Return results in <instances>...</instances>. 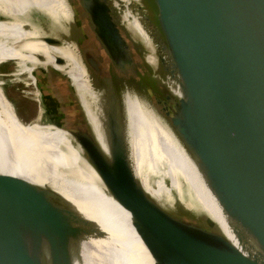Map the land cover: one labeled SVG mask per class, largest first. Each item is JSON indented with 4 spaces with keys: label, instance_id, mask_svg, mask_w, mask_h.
<instances>
[{
    "label": "water",
    "instance_id": "water-1",
    "mask_svg": "<svg viewBox=\"0 0 264 264\" xmlns=\"http://www.w3.org/2000/svg\"><path fill=\"white\" fill-rule=\"evenodd\" d=\"M115 1L147 18L146 28L136 17L156 44L155 62L128 43L110 0H64L85 37L86 52L75 56L97 95L105 152L67 74L51 66L33 70L45 113L129 213L154 264H264V0H146L147 8ZM39 37L50 47L67 44ZM113 82L131 89L118 92ZM128 97L157 113L185 146L241 252L211 220L174 215L144 191L130 158ZM91 233L103 234L50 188L0 173V264H73L72 247Z\"/></svg>",
    "mask_w": 264,
    "mask_h": 264
},
{
    "label": "bare ground",
    "instance_id": "bare-ground-1",
    "mask_svg": "<svg viewBox=\"0 0 264 264\" xmlns=\"http://www.w3.org/2000/svg\"><path fill=\"white\" fill-rule=\"evenodd\" d=\"M121 1L127 5L149 6L146 0ZM110 7L117 23L132 34L141 50L148 53L151 38L136 19L139 12H132L115 0H110ZM124 8L132 13L123 11ZM41 16L51 25L68 22L73 27L64 0H0V64L15 62L18 72L30 76L36 66H51L65 72L96 142L104 151L98 126L97 95L86 79L88 72L78 62L71 46H47L37 29L29 27L31 20H40ZM37 54L43 58H38ZM55 57L63 58L65 63L56 65ZM173 83L179 97L181 91ZM124 103L130 158L144 191L164 208L175 196L188 210L202 212L241 252L229 219L182 142L144 103L135 97L126 98ZM16 114L0 86V173L50 188L103 233L87 234L76 242L71 249L73 264H154L132 226L129 213L107 192L68 132L38 122L26 125ZM242 253L247 255L246 248Z\"/></svg>",
    "mask_w": 264,
    "mask_h": 264
},
{
    "label": "rangeland",
    "instance_id": "rangeland-1",
    "mask_svg": "<svg viewBox=\"0 0 264 264\" xmlns=\"http://www.w3.org/2000/svg\"><path fill=\"white\" fill-rule=\"evenodd\" d=\"M126 11L130 13L129 10ZM49 23L50 22H48L47 19L44 18V16H41L40 20H32L29 25L31 28H36L38 33H45L50 37H55L58 39L61 38L64 40V43H67L69 46L74 48L73 41L68 38V33H66L69 27L68 22H59V24L55 26ZM149 48L150 50L148 49L149 52L146 54L149 55V59L152 60V62H155V42H151V46ZM37 69L42 70L44 72L54 71L50 66H47L45 68L36 66L35 70ZM57 73L65 74L64 72ZM63 74L61 75L65 76ZM33 78L34 73H32V75L30 76L25 72H18L15 62L8 61L3 64H0V86L6 98L12 104V107L14 108L15 113H17L16 115L19 117V119L26 125L34 124L37 122L44 125H54L49 119L47 113H45V110L41 104L43 96L38 86V82L33 80ZM153 180L155 181L156 179L153 178ZM166 206V209H168V211L174 215L180 217L187 215L188 217L196 219L197 222L202 225H207L211 223L209 218L205 216L202 212L197 210H188L183 204L181 205V203L177 200L175 196L171 198V200Z\"/></svg>",
    "mask_w": 264,
    "mask_h": 264
},
{
    "label": "flooded vegetation",
    "instance_id": "flooded-vegetation-1",
    "mask_svg": "<svg viewBox=\"0 0 264 264\" xmlns=\"http://www.w3.org/2000/svg\"><path fill=\"white\" fill-rule=\"evenodd\" d=\"M68 1H76V0H68ZM143 1V0H142ZM76 17H77V15H76ZM142 21H143V24L146 26V28H147V26L148 25H146V21H147V18H145V15H143V16H138ZM72 23H73V27L72 26H69V28H71L72 27V29L74 28L75 29V31L77 32V33H79V35H78V37L75 39V38H73V37H71V35H67L68 36V38L69 39H71V41H73V43H74V48L72 47V50L75 52L74 53V55H77V54H83L84 52H86V49H87V45L84 43V39H85V37H84V35L81 33V32H79V29H78V23L76 22V18L75 17H73L72 18ZM120 28H121V31H122V33H123V35H124V37L126 38V40L128 41V43L132 46L133 45V48L135 49V50H137V51H139V52H142L143 50H141L139 47V45L138 44H136V42H135V40L133 39V37H132V34H129L128 33V31H126V29L124 28V27H122L121 25H120ZM69 30V29H68ZM68 34H69V32H68ZM78 56V55H77ZM114 83V87H115V89L118 91V92H124V90L126 89V88H128V89H131V85L132 84H127V85H123V84H121L120 82H118L117 84L115 83V82H113ZM118 94H120V93H118Z\"/></svg>",
    "mask_w": 264,
    "mask_h": 264
}]
</instances>
